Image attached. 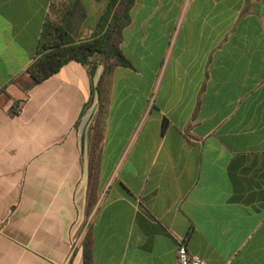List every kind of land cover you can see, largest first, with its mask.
<instances>
[{
	"label": "crops",
	"instance_id": "1",
	"mask_svg": "<svg viewBox=\"0 0 264 264\" xmlns=\"http://www.w3.org/2000/svg\"><path fill=\"white\" fill-rule=\"evenodd\" d=\"M112 1L0 0V264H264V0H135L104 109L103 62L34 84Z\"/></svg>",
	"mask_w": 264,
	"mask_h": 264
},
{
	"label": "trees",
	"instance_id": "2",
	"mask_svg": "<svg viewBox=\"0 0 264 264\" xmlns=\"http://www.w3.org/2000/svg\"><path fill=\"white\" fill-rule=\"evenodd\" d=\"M134 4L135 0H113L103 17L101 31L90 40L72 41L61 29L56 30V38L50 39L52 31L46 27L36 60L27 71L29 78L34 84H40L57 75L70 62L76 61L86 66L103 62L106 70L98 91L104 109L106 103L103 98L107 96V84L114 70L117 67H131L120 45L123 31L131 23L130 12ZM84 247L85 264H93L90 234L85 239Z\"/></svg>",
	"mask_w": 264,
	"mask_h": 264
},
{
	"label": "built area",
	"instance_id": "3",
	"mask_svg": "<svg viewBox=\"0 0 264 264\" xmlns=\"http://www.w3.org/2000/svg\"><path fill=\"white\" fill-rule=\"evenodd\" d=\"M177 262L178 264H208L202 257L192 254L184 241L178 242Z\"/></svg>",
	"mask_w": 264,
	"mask_h": 264
},
{
	"label": "rangeland",
	"instance_id": "4",
	"mask_svg": "<svg viewBox=\"0 0 264 264\" xmlns=\"http://www.w3.org/2000/svg\"><path fill=\"white\" fill-rule=\"evenodd\" d=\"M161 79H162V75L160 76V79L158 80V82L156 83V86H155V90L152 92V94H151V96H150V98H151V103L150 104H152L153 103V100L157 97V95H158V92H159V90H160V83H161ZM97 190H96V188L94 187L93 188V190H92V194H91V202H90V204L92 205V207H91V205H90V209H91V215H93V212H94V210H95V207H96V205H97V201H98V198H97Z\"/></svg>",
	"mask_w": 264,
	"mask_h": 264
}]
</instances>
